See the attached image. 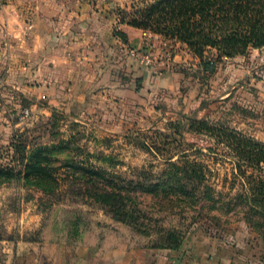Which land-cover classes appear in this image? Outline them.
<instances>
[{"label":"rangeland","instance_id":"1","mask_svg":"<svg viewBox=\"0 0 264 264\" xmlns=\"http://www.w3.org/2000/svg\"><path fill=\"white\" fill-rule=\"evenodd\" d=\"M153 1L59 0L64 12L96 14L112 37L103 54L74 48V62L106 67L80 98H29L0 77V168L37 152L48 168L85 169L46 170L39 184L37 171L0 170V264H105L122 248H170L169 232L264 237V217L249 202L264 162L238 150L239 140L248 152L264 148V46L205 70L185 44L128 24ZM13 143L24 147L15 153ZM93 168L156 185L128 188L134 223L93 200Z\"/></svg>","mask_w":264,"mask_h":264},{"label":"crops","instance_id":"2","mask_svg":"<svg viewBox=\"0 0 264 264\" xmlns=\"http://www.w3.org/2000/svg\"><path fill=\"white\" fill-rule=\"evenodd\" d=\"M97 20L91 12L62 11L59 0H8L0 9L3 84L29 98H80L87 91L82 87L106 71L105 66L72 60L79 59L78 46L90 53L109 52L112 37ZM108 255L105 264H264V237L220 238L194 230L174 249L128 247ZM93 259L88 264H96Z\"/></svg>","mask_w":264,"mask_h":264},{"label":"trees","instance_id":"3","mask_svg":"<svg viewBox=\"0 0 264 264\" xmlns=\"http://www.w3.org/2000/svg\"><path fill=\"white\" fill-rule=\"evenodd\" d=\"M128 24L152 30L159 35L175 39L188 48L193 55L200 59L205 70L214 69L216 62L222 56H234L246 53L250 49L264 46V0H155L133 12ZM115 35L126 41V32L117 30ZM239 153L250 159L255 165L264 162V148L259 143L252 144V149L245 150V141L239 140ZM13 143L14 152L20 147ZM38 153L32 152L27 158L23 156L14 159L13 167L0 168L6 173H14L20 177L24 172L32 170L39 174L36 183L48 170L52 176L53 170L65 167L68 172L84 168L71 163L49 167L43 162ZM46 159V158H44ZM20 166V167H19ZM19 167V168H18ZM23 167V169H21ZM93 200L120 221L134 223L135 215L130 212L126 192L128 188L141 191H156V185H142L140 180H119L104 175L102 168H93L90 171ZM67 174V173H66ZM71 177V175H70ZM73 180V179H72ZM58 182V179H54ZM50 192V191H46ZM250 200V208L264 217V184L261 179L257 181L255 195ZM167 239V240H166ZM164 243L167 247L177 248L182 243V237L169 232Z\"/></svg>","mask_w":264,"mask_h":264}]
</instances>
